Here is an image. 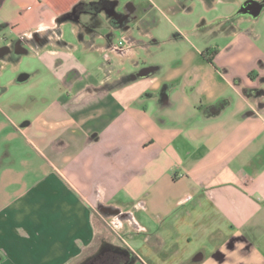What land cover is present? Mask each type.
<instances>
[{
    "label": "crops",
    "instance_id": "1",
    "mask_svg": "<svg viewBox=\"0 0 264 264\" xmlns=\"http://www.w3.org/2000/svg\"><path fill=\"white\" fill-rule=\"evenodd\" d=\"M246 1L0 0V68L38 62L23 121L0 84V264H80L102 236L133 264H264V11ZM82 4L101 28L61 21ZM162 19L173 53L138 61L160 41L134 28ZM19 38L28 52L3 53Z\"/></svg>",
    "mask_w": 264,
    "mask_h": 264
},
{
    "label": "rangeland",
    "instance_id": "2",
    "mask_svg": "<svg viewBox=\"0 0 264 264\" xmlns=\"http://www.w3.org/2000/svg\"><path fill=\"white\" fill-rule=\"evenodd\" d=\"M202 9V8H201ZM200 8H198L195 12L196 17L198 18V15L201 14L202 12ZM194 15V14H193ZM156 18V17H155ZM196 18V19H197ZM174 21L179 22V23H187L188 21L191 20V17L188 16H184L182 18H176L173 17ZM156 20L158 21V18H156ZM197 22V20H196ZM69 24V23H68ZM69 30L71 32V34H73L74 37L75 34L72 31V25L69 24L68 25ZM111 29H109L110 31ZM191 30V29H189ZM102 34L107 33L105 28H102L100 30ZM133 32V29L131 30ZM115 34V38H114V44H118L119 41H123V43L128 44V39L126 33L121 32V31H116L114 32ZM0 35H4V32H0ZM190 39L194 42H202L203 41V36H196L195 34H188ZM173 36V32H171V27L169 25V22L165 19H162V21L157 24V26L155 27H151L149 29L148 32H144V31H138L137 28H134V37L140 40H143L147 43H150L152 41V39H156L158 41H160V45L159 46H151L148 49H145L142 51V54H140V58L138 57V61H142V59H152V58H156L159 60H163L165 58H167L171 53H173L172 51V47H171V42H172V37ZM200 37V38H199ZM209 40L211 38H208ZM103 40V39H101ZM99 55H96V63L97 65H100L101 63H103V57L101 55V57H98ZM38 64V62L36 61V56L34 54V52H32L29 55L23 56V58L20 61H7L4 63H1V68H0V84L1 85H6L8 87V90L6 92V97H5V101L7 102V104H9V102L14 103V107H12L15 112L11 111L12 109L9 107L4 108L5 112L7 113V115H10L11 119H18V121H23L21 120V118L19 117V107H20V99L22 97V94L25 90H29L31 88H33L35 80H30L28 82H24V83H20L18 82L19 76L23 73H34L35 72V67ZM13 114H16L15 117H13ZM2 116V115H0ZM13 117V118H12ZM102 226V223H100ZM105 235H106V239L109 242H115L116 244L121 242V239L119 238V236L117 235L116 232H118V229L116 228V224H112L108 225L106 224L105 226ZM102 238L103 236L100 238V240L97 241V247L96 248H102Z\"/></svg>",
    "mask_w": 264,
    "mask_h": 264
},
{
    "label": "flooded vegetation",
    "instance_id": "3",
    "mask_svg": "<svg viewBox=\"0 0 264 264\" xmlns=\"http://www.w3.org/2000/svg\"><path fill=\"white\" fill-rule=\"evenodd\" d=\"M106 10H110L108 7H102ZM99 9V8H98ZM94 14L93 20L91 23H87L83 21V17L87 15L88 13ZM69 17L71 21H75L85 30H91L92 27H102L103 23L101 20L98 19V10H90L85 5H79L77 6L72 12L65 14L63 17H61V21ZM124 18L121 16H118V14L113 15L111 23L112 25H119L123 22ZM238 20V15L233 16L228 20V24H234ZM110 23V24H111ZM111 29V28H110ZM58 34V30H57ZM54 35V34H53ZM27 39L26 38H19L12 42L9 46H6L2 51L3 53H8L10 55H13L15 58L20 55V53L28 52L27 51ZM136 261V257L132 254V252L124 251L121 248L114 247L108 243H105L102 245V248L100 252H96L87 258H85L80 264H133Z\"/></svg>",
    "mask_w": 264,
    "mask_h": 264
},
{
    "label": "water",
    "instance_id": "4",
    "mask_svg": "<svg viewBox=\"0 0 264 264\" xmlns=\"http://www.w3.org/2000/svg\"><path fill=\"white\" fill-rule=\"evenodd\" d=\"M264 11V0L257 1V0H248L246 1L240 13L251 15L253 18H258L260 14ZM69 17L64 18L62 21H70ZM154 69V68H147L146 70ZM28 79V76L20 78V81H25Z\"/></svg>",
    "mask_w": 264,
    "mask_h": 264
},
{
    "label": "trees",
    "instance_id": "5",
    "mask_svg": "<svg viewBox=\"0 0 264 264\" xmlns=\"http://www.w3.org/2000/svg\"><path fill=\"white\" fill-rule=\"evenodd\" d=\"M106 2L105 1H102V3L100 4V6L99 7H101L103 4H105ZM124 251H128L129 252V250H125V249H123Z\"/></svg>",
    "mask_w": 264,
    "mask_h": 264
}]
</instances>
